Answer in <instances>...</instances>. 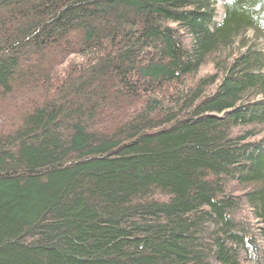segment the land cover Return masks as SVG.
I'll return each instance as SVG.
<instances>
[{"label": "trees", "instance_id": "obj_1", "mask_svg": "<svg viewBox=\"0 0 264 264\" xmlns=\"http://www.w3.org/2000/svg\"><path fill=\"white\" fill-rule=\"evenodd\" d=\"M217 5L0 0V264H264V0Z\"/></svg>", "mask_w": 264, "mask_h": 264}, {"label": "rangeland", "instance_id": "obj_2", "mask_svg": "<svg viewBox=\"0 0 264 264\" xmlns=\"http://www.w3.org/2000/svg\"><path fill=\"white\" fill-rule=\"evenodd\" d=\"M222 1L223 0H218V5L216 7V21L217 22H221L223 19V15H224V10H223V6H222ZM249 37H252V33L249 32ZM212 69V68H211Z\"/></svg>", "mask_w": 264, "mask_h": 264}]
</instances>
